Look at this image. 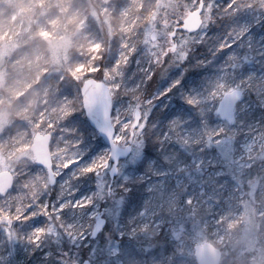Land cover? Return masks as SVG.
Returning a JSON list of instances; mask_svg holds the SVG:
<instances>
[{"label": "rangeland", "instance_id": "obj_1", "mask_svg": "<svg viewBox=\"0 0 264 264\" xmlns=\"http://www.w3.org/2000/svg\"><path fill=\"white\" fill-rule=\"evenodd\" d=\"M197 1L19 0L10 6V24L5 25L3 20L0 26V171L11 172L15 183L11 194L7 198H0V207L6 211L10 207L15 212L18 207H25L29 203L35 204L38 199L59 207L62 199H71L75 202L82 198H94V203L86 208H65L62 213L64 222L74 223L78 230L85 233V239L65 242L64 247L63 236L66 235L62 233L46 235L41 237L44 243L42 245L40 242L37 253H33L37 245L30 244L27 240L17 242L14 239L13 264H57L52 259L47 260V254L51 253L52 249L62 251L67 246L90 244L89 234L94 216L102 207L107 222L106 228L89 247L80 248L84 253L78 261L79 264L84 259L91 262L93 258L96 260L94 264H137V261L133 260L134 250L128 246H131V242L125 241V238H133L135 235L138 236V240H133L132 243L141 244L144 247L142 252L148 254V258L151 255L150 251L155 248L161 255V264H174L172 250L161 249L162 241L159 240L155 245L154 235L161 228L168 227V221L172 220L183 206L176 203L175 191L166 192L165 187L162 188V182H165L168 176L170 180L179 184L196 182V173L203 175L214 173L215 175H210V178L218 177L223 197L218 199L212 196L218 203L232 201V205L221 207L219 214L209 213L211 217L205 227L210 228L215 247L223 251L222 264H264V215H261L264 213V161L261 160L259 151L261 144L264 143L262 138L264 108L257 102L255 92L245 90L243 99L235 108V123L225 128L215 117V108L211 104L202 103L196 107L186 102L190 95L203 94L217 79L230 86L245 81L250 83L253 89L264 88V15L258 9H254L242 11L233 18L225 16L219 19L218 25L206 29L208 37L204 43L192 46L191 51H195L193 52L195 54L189 56L183 64H171L167 67L168 61L178 58L172 54L179 52V58L185 55L186 48L184 51L180 49L191 39L190 34L177 32L175 38L177 46L175 50H171L168 33ZM2 3L0 0V6L4 5ZM217 3L226 4L227 0H217ZM39 4H44L46 12H38L37 16L35 8ZM50 6L53 9H49ZM141 11L152 12L145 26L144 39L139 46L138 39L136 43L129 45L123 36V31L128 27L124 26L126 23L124 19L133 18L131 24L134 26L135 21L140 19ZM207 19L205 13L204 20ZM94 24L99 26V32L101 31L103 35L116 38L112 62H109L110 51L106 58L101 59L102 61H94L101 49V35L97 34ZM231 29H244L242 38L233 42L231 48L213 55L216 46L227 37ZM153 30L158 34L155 42L149 40V34ZM36 34H40L46 42L45 47L42 48L37 41L24 47V42L27 44V41L34 40ZM125 51L132 55L134 68L130 73L124 72L122 86L125 88V95L116 97L114 112L123 111L128 107L130 96L127 90L131 92L138 88L141 97L146 96L142 91L144 82L140 79V74L144 75V72L141 69L147 66L149 56L159 60L167 68L164 71L157 69V84L152 91L150 90L151 92L147 91L150 92L149 96L143 99H152L153 106L159 104L162 109L173 111L163 137H168L176 145L185 148L189 144L191 155L184 162L182 158L171 155L169 159L172 158L174 163L168 164L173 169L150 162V172L137 173V179L140 180L143 175L150 173L145 201L140 210L135 212L131 209L124 211L123 214L122 194L119 190L127 185L135 173V167L143 156L142 142L137 153L120 163V171L112 186V195L108 198L101 195L104 185H108L109 182L108 175L104 173L100 177L94 173H90L92 177H86L87 173L80 175L79 179H73L71 187L75 189V194L67 196L64 185L71 178L76 166L58 177L56 185L50 192L45 193V180L40 176L33 178L29 172V169L36 171L29 146L34 134L49 133L51 131L48 128L49 123H58L64 119L66 111L70 110L65 97L75 96L76 88L83 80L99 79L101 73L96 72L95 68L110 67L117 54H123ZM11 55L12 59H8ZM168 71L176 74L170 77ZM249 75L254 76L250 82L247 81ZM9 78L12 80L11 84L7 83ZM182 78L186 79V82L182 81L186 85L179 83L177 87L179 90L175 92L173 88L166 96H160L173 81L177 79L181 81ZM82 117L78 111L62 124L63 127L74 128L78 134H82L81 167L108 150L99 135L89 128L87 122L83 123ZM205 120L206 123L203 122ZM176 121L182 124L180 133L188 139V143L172 134V124ZM151 125H156V122L152 121ZM221 127L225 128V133L218 138L220 142L209 146L207 140L202 138L207 131ZM201 142L208 148L205 154H201V149L194 148L196 145L200 146ZM252 143L256 149L252 153L255 163L251 169H246L238 158L246 155V145ZM67 147L61 142L59 147L51 148L53 163H59L65 155L71 154L66 151ZM56 157H59V160ZM227 169L228 172L225 171ZM241 178L243 187L237 192L236 183L241 181ZM53 190H56V194L48 199ZM205 192L202 188L198 195ZM106 200L108 202H105ZM187 200L189 198L184 200V206H188L185 203ZM44 218L47 217L37 216L25 222L24 232L31 233L32 229L38 227L47 228L49 221H45ZM146 225L149 226L147 232L140 231ZM66 238L69 241V237ZM45 239L52 245L48 246ZM150 240L154 247L151 244L146 245ZM177 244L179 251L178 255H174L175 264H195L192 262V249L188 247L186 241L179 240ZM8 248L4 237L0 235V255L6 256ZM163 256L167 258L161 261Z\"/></svg>", "mask_w": 264, "mask_h": 264}, {"label": "snow or ice", "instance_id": "obj_2", "mask_svg": "<svg viewBox=\"0 0 264 264\" xmlns=\"http://www.w3.org/2000/svg\"><path fill=\"white\" fill-rule=\"evenodd\" d=\"M199 14L201 16V25L190 33L191 39L186 41V44L180 51L186 53L182 58H179V52L172 54L178 57L174 61H168L167 67L171 64L180 65L183 64L189 57V53L192 50V46L195 44H202L208 37L206 29L210 24H214L217 19H223L225 16H236L242 11H250L258 9L262 15H264V0H227V3L221 7L217 0H199ZM205 13L207 14V21L204 20ZM181 23L182 22H178ZM180 31H187L181 28ZM244 29L236 30L231 29L227 37L222 39L216 46L213 52L215 55L217 52H223L224 49L232 47V43L242 38ZM175 39V38H174ZM127 48V46H125ZM135 51V50H133ZM126 57V58H125ZM132 55L127 51L123 54H117L114 63L109 66H105L103 69L97 67L96 72L101 73V77L96 80V83L100 85V90L94 95H90L86 98L85 89L83 86L76 88V95H69L65 97L68 111H66L64 119L58 123H49L48 128L51 129L49 134L50 150L52 147H59L61 142L67 145L66 151L71 153L65 155L63 160L59 163H53L51 170L45 164L34 161L33 165L36 166V171H32L33 178L40 176L46 182L44 189L45 193L50 192L53 185H55L58 177H61L66 171L71 170L76 166V170L71 173V178L65 182L64 187L67 189V196L71 197L75 194V189L71 187V181L73 179H79L80 175L87 173H94L97 177H100L102 173L107 174L109 171L116 174L120 171L119 160L123 153H127L129 156L137 153L141 148L142 138L144 136L145 128L148 125L149 116L153 101L152 99L145 100L141 97L139 89L128 92L130 96V103L123 111L113 110L115 98L122 91V80L124 76V69L128 66ZM167 60V57H166ZM207 63V61H202ZM165 67L159 60H154L150 56L147 58V66L142 68L144 72L145 80L151 79L156 74L157 69L164 71ZM115 70V71H114ZM254 79V76L249 75L247 81L250 82ZM180 80L177 79L164 90L160 96H166L172 91ZM245 90L253 91L257 95V102L260 107L264 108V88L253 89L250 83L241 81L238 84L230 86L221 79H217L215 83L209 86V88L203 94H197L195 96H188L186 102L189 105L196 107L201 106L202 103L211 104L216 109V114L221 115L222 110L217 106L223 102H236L239 101ZM87 113L89 118H94V123L97 125V131L105 136L110 142L111 147L101 155L94 158L91 163L84 164L82 167V157L80 155V145L83 143L81 138L82 134H78L74 128L63 127L62 124L69 117L74 116L76 112ZM206 123V120L203 121ZM232 123H235V116H233ZM182 124L178 121L172 124V134L180 137L184 143H188V139L183 137L180 133ZM225 133V128L214 129L206 132V135L202 139H206L209 146L216 143L218 144L219 137ZM168 138V137H166ZM264 138V134H262ZM246 155H242L238 158L243 163V167L251 169L255 163V158L252 155L255 149L254 143L246 145ZM261 160L264 161V143L261 144L260 149ZM59 160V157H56ZM115 164V166H114ZM27 175V173H26ZM50 175H54L51 185H47V180ZM243 187L242 178L241 181L236 183L235 190L239 192ZM11 188L0 193V195L7 198L11 194ZM101 195L110 196L112 190L105 184L101 190ZM94 203V198H82L80 201H72L71 199H62L59 207L56 205H50L47 202L38 199L35 204L29 203L25 207H18L15 212L9 207L7 211L0 207V235L4 237L5 243L9 246L7 255H0V264H13V257L15 255V245L13 240L17 242L21 240H27L30 244L39 245L41 237L46 235H52L54 233H62L69 237L70 240H83L86 238L85 233L77 229L74 223L64 222L62 213L65 208L81 209L86 208ZM188 205H192V200L189 199L185 202ZM264 215V213H261ZM44 216L48 218L49 226L47 228L38 227L32 229L31 233L24 232L25 222L31 220L33 217ZM103 221L101 220L96 224V230H99ZM149 226H144L140 231L147 232ZM15 233V235H13ZM96 231L92 232V236L95 237ZM66 256V254H64ZM57 264H74L71 258L64 259L62 256L58 260ZM79 264V262H75Z\"/></svg>", "mask_w": 264, "mask_h": 264}, {"label": "trees", "instance_id": "obj_3", "mask_svg": "<svg viewBox=\"0 0 264 264\" xmlns=\"http://www.w3.org/2000/svg\"><path fill=\"white\" fill-rule=\"evenodd\" d=\"M19 0H2V6H0V23L4 20V24H10V6L13 4H16ZM224 4H221V7H223ZM51 8V6L49 7ZM35 13L38 16V12H46V9L44 8V4H39L35 8ZM168 10V9H167ZM152 12H140V19L138 21H135L134 26H132L133 18H126V23L124 26H128L126 30L123 31V36L127 40L129 45H132L133 43L137 42L138 39V46L141 45L140 43L144 39V31L146 23L149 21L150 15ZM112 17V16H111ZM134 17V13H133ZM233 18L234 16H230ZM5 18V19H4ZM123 19V18H122ZM142 19V20H141ZM26 20V19H24ZM111 21V20H110ZM120 21V18L118 19V23ZM3 23V22H2ZM0 24V26L2 25ZM142 23V24H141ZM117 21L114 20V26H116ZM219 24V19H217V23L210 24L209 27L215 26ZM102 31H104V25L102 24ZM94 29L97 30V34L101 35L100 38V44L101 49L99 50V54L94 59L95 62L102 61V58H106L107 54L110 51L109 55V62L113 61L114 55L113 51L116 50V38L113 39L112 37L107 36L106 34L103 35V33L99 32V26L94 24ZM37 41L38 44H41V47L44 48L46 45V42L41 38L40 34H36L34 37V40L24 42V47L32 45L31 43ZM136 45V44H135ZM204 51V49H202ZM195 52V51H193ZM192 51L189 53V56L191 57L193 53ZM101 56V57H100ZM13 55L9 56L8 59H12ZM133 60V59H132ZM128 64V66L124 69V72H131L133 71V62ZM126 73V74H127ZM169 76H173L175 74H172L171 71L167 72ZM125 74V75H126ZM32 75V74H31ZM145 75V74H144ZM144 75L140 74V79L144 82V89L142 90L144 92V95L149 96V93L152 91V88H155L157 84V74L153 75L151 79L145 80ZM130 76V75H129ZM182 81L186 82V79L182 78L180 81V84H184ZM12 80L10 78L8 79L7 83L11 84ZM78 84V83H77ZM79 86V85H78ZM178 85L174 88L175 92L179 90ZM6 88V87H5ZM151 90V91H150ZM3 91V90H2ZM150 91V92H147ZM127 92H129L127 90ZM125 95V88L122 86V91L119 95ZM128 95V94H127ZM146 96L142 97L145 98ZM120 97V96H119ZM127 99V98H126ZM117 98H115V101ZM155 106H151L150 112L151 115L148 120V125L145 128L144 136L142 138V146H143V156L141 160L136 165V170L134 175L131 176V178L128 180V183L125 187L121 188L119 190L120 194H122V209L123 214L124 211H130L131 209H134V211H138L142 207V203L145 201V191L147 184H149L150 181V173L147 175H143L142 179H137V173H144L150 172V162H155L159 164L160 166H166V168L173 169L170 164L168 163H174V160L169 157L171 155H174L176 158H182L183 162L186 161V159L189 158L191 155V150L187 147L178 146L173 142L171 139L163 137V134H165V130H167L166 124L171 119V111L168 109H162L159 104H154ZM81 115H83L81 113ZM82 121L84 124H86V120L84 116L82 117ZM155 121L156 125H151V122ZM224 124V123H222ZM224 127L227 128L228 125L224 124ZM195 149L199 148L201 149V154H205L204 152L208 151V148L205 146L203 142H201L200 146H194ZM213 149V148H211ZM211 151V150H210ZM196 152V151H195ZM197 153V152H196ZM228 172V169L225 170ZM190 173L187 175L189 176ZM210 175H215L214 173H210L209 175L205 173L203 174H197L196 173V182L190 181L183 182L179 184L178 182L174 180H170V177L168 176L165 182H162V188L166 192H172L175 191L176 193V203L178 205H182L183 208L172 218V220L168 221L169 226L161 228L156 235H154L155 239V245L157 244V241H162L161 249H169L172 250V258L173 263L175 264L176 261H174V255H178V244L177 242L180 240H185L188 244V247L192 249V246L197 242L202 241H210L211 243L215 244V240L213 239V236H211L210 228L206 225L209 224V219L211 217L210 214H219L221 211V207L225 205H232L231 200H226V203H218L217 200L213 196H216L218 199L223 197L221 195V189L219 184V179L216 176L215 178H210ZM91 176L92 174L88 173L86 177ZM85 177V178H86ZM84 178V179H85ZM200 184V185H199ZM204 185V186H203ZM204 189L206 192L202 195H198V192L200 189ZM127 189V191H126ZM56 194V190L52 191V195L48 197V199L51 198V196H54ZM213 195V196H212ZM211 196L212 198L208 197ZM191 199L192 205L184 206V200L185 199ZM240 206V205H239ZM210 213V214H209ZM64 217V215H63ZM45 221L48 220L47 218H44ZM106 228V227H105ZM104 228V229H105ZM104 231V230H103ZM102 231V232H103ZM102 232L98 235L96 239H98ZM96 239L91 240L89 238V242H91L88 245L80 244L78 247L73 245L72 247H66V249H63L62 251H53L47 254V260L52 259L53 261L58 262L59 259L63 256L64 259L71 258L75 264V262L80 261L83 257L82 251H80V248L90 246L93 242L96 241ZM126 239V240H125ZM125 241L131 242V246L128 245L132 251H133V260L137 261V264H161L160 262V253L155 248L150 251V258H148V254L142 252V248H144L141 244L132 243L133 240L137 241L138 236L135 235L133 238H125ZM48 246H51V242L48 239H45ZM63 244L64 247L66 246L65 242H71L67 240L66 236H63ZM42 245L44 243V240L41 241ZM153 245L151 240L146 245ZM39 252L38 246H35V250L33 253ZM62 252V253H61ZM66 254V256L64 255ZM90 256V255H89ZM167 256H163L161 258V261L163 259H166ZM46 260V263H47ZM94 261L96 260L93 258L91 261L94 264ZM192 262L194 263L193 257ZM223 260L221 261L222 264Z\"/></svg>", "mask_w": 264, "mask_h": 264}, {"label": "water", "instance_id": "obj_4", "mask_svg": "<svg viewBox=\"0 0 264 264\" xmlns=\"http://www.w3.org/2000/svg\"><path fill=\"white\" fill-rule=\"evenodd\" d=\"M199 5V2H198ZM201 25V16L199 14V7L187 14V16L184 18L182 21V26L180 28H175L173 32L169 35L170 39H172L175 36V33L178 29H186V32H193L195 29L200 27ZM157 37V34L155 32H152L150 34V40L154 41ZM176 44H173L171 46V50L175 49ZM85 89V94L86 98L90 95H94L99 92L100 90V85L96 83V80L93 78L86 79L82 85ZM242 99V98H241ZM240 99V100H241ZM239 100V101H240ZM223 102L222 104L218 105L217 107L222 110L221 115H217L219 119L226 124H231L232 123V117L234 115V109L236 104L239 102ZM216 113V109H215ZM87 122L89 126L102 138L104 146L107 147L108 149L111 147L110 142L108 139L100 134L97 131V125L93 122L94 118H89L87 113H84ZM49 134H40L37 133L34 135L32 138L31 144L29 146V151L34 159V161H39L46 166L49 167V170H51V165H52V158H51V153H50V145H49ZM129 155L125 152L121 155L120 160H123L127 158ZM115 166V164H114ZM109 176V187L111 188L112 183L114 178L118 175V173L113 174L110 171L107 173ZM54 175H50L47 182L49 185L53 182ZM13 175L9 171H0V193H4L5 191L9 190V187H13ZM54 186V185H53ZM12 189V188H11ZM0 197H4L0 195ZM103 211L101 210L96 216L94 220V224L92 226L91 232H90V238L95 239L98 234L103 230L106 220L102 216ZM103 221L101 224V227L99 230H96V224L99 223L100 221ZM96 231L95 237L92 236V232ZM193 257L194 261L196 264H219L221 261L222 257V252L220 249L216 248L211 242L209 241H204L202 243H197L193 246ZM81 264H90L88 260H84Z\"/></svg>", "mask_w": 264, "mask_h": 264}, {"label": "flooded vegetation", "instance_id": "obj_5", "mask_svg": "<svg viewBox=\"0 0 264 264\" xmlns=\"http://www.w3.org/2000/svg\"><path fill=\"white\" fill-rule=\"evenodd\" d=\"M183 21V18H181L180 19V21L179 22H182ZM182 26V24L181 23H175L174 24V26H173V28H172V30H171V32L170 33H168V41H169V43H170V47L173 45V44H176V42H175V39L174 38H176V34H177V32H182V31H180V29H178L177 31H176V33H175V36L172 38V39H170V37H169V35L173 32V30L175 29V28H180ZM182 33H184V34H190L189 32H186V31H184V32H182ZM176 46H177V44H176ZM169 47V48H170ZM175 49H176V47H175ZM175 49H173V50H175ZM214 113H215V111H214ZM217 118V117H216ZM218 119V118H217ZM221 122V121H220ZM13 189V188H12ZM11 189V190H12Z\"/></svg>", "mask_w": 264, "mask_h": 264}]
</instances>
